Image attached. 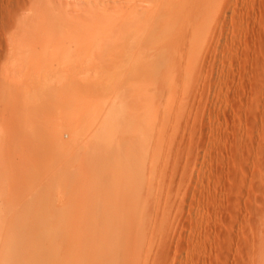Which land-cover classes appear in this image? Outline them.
Segmentation results:
<instances>
[{
  "label": "rangeland",
  "instance_id": "374dc122",
  "mask_svg": "<svg viewBox=\"0 0 264 264\" xmlns=\"http://www.w3.org/2000/svg\"><path fill=\"white\" fill-rule=\"evenodd\" d=\"M97 1L0 0V264H264V0Z\"/></svg>",
  "mask_w": 264,
  "mask_h": 264
},
{
  "label": "bare ground",
  "instance_id": "6f19581e",
  "mask_svg": "<svg viewBox=\"0 0 264 264\" xmlns=\"http://www.w3.org/2000/svg\"><path fill=\"white\" fill-rule=\"evenodd\" d=\"M200 3V0H191V1H189V2H181V1H179V2H172L171 0L170 1H165L164 3L162 2V3H159L158 4V2H157V0H144V1H137V2H139V4H137V6L134 4V6L132 7V6H130V4H127V5H125V4H122V8H124V9H122L121 10V8H119L121 11H119V9H118V7H117V12L118 13H122L123 15H122V17L124 16L125 17V19H127V18H130V20L132 19V18H134V22L136 23V24H138L139 22H141L142 23V25H143V23H148V22H150L151 24L154 22L155 24L157 23L158 25L160 24L161 25V22L163 21L164 22V25L167 23V21H166V17H167V20H168V18H169V16L170 17H172L173 15H174V13H180V14H183V15H185V13L184 12H191L192 10L194 11L195 9H196V7L198 6V2ZM77 2V1H76ZM85 2V1H84ZM88 2H91V1H87L86 3H84L85 5H84V7H83V11L84 10H86L87 9V7H89V5L90 4H92V3H88ZM96 2H99V1H97L96 0ZM95 2V3H96ZM160 2V1H159ZM61 3V2H60ZM73 4V3H72ZM96 4H98V3H96ZM96 4L95 5H92V6H94V8H95V6H96ZM203 4V3H202ZM119 5H121V4H119ZM77 6V5H76ZM117 5H115V7H116ZM123 6H127V7H123ZM67 8H69V7H67ZM110 8V7H109ZM77 9V8H76ZM90 9V8H89ZM91 11V10H90ZM112 11V10H111ZM79 12H80V10H79ZM83 13V12H82ZM112 13V12H111ZM116 13V12H115ZM77 14V13H76ZM83 14H85V13H83ZM113 15H114V13H113ZM120 15V14H119ZM172 15V16H171ZM187 15V14H186ZM70 16V15H69ZM121 17V16H120ZM124 17L122 18V19H124ZM182 17V16H181ZM51 18V17H50ZM76 18H78V16L76 17ZM89 18V17H88ZM92 18V17H91ZM103 18V17H102ZM54 19V18H53ZM72 19V18H71ZM171 18H169V20H170ZM52 20V19H51ZM72 20H74V19H72ZM95 20V19H94ZM117 20V19H116ZM120 20V19H119ZM128 20V19H127ZM76 21V20H75ZM75 21L73 22V23H75ZM113 21V20H112ZM53 22V21H52ZM62 22V21H61ZM60 22V23H61ZM65 22V21H64ZM70 22V21H69ZM133 22V23H134ZM140 23V24H141ZM154 23L152 24V25H154ZM150 24V25H151ZM157 24L155 25V26H157ZM163 24V23H162ZM168 24V23H167ZM171 24V23H170ZM170 24H169V26H170ZM72 25V24H71ZM73 25H75V24H73ZM83 25V24H82ZM149 25V26H150ZM66 26V25H65ZM95 26V25H94ZM148 26V25H147ZM155 26H153V27H155ZM61 27V26H60ZM132 27H134V26H132ZM168 27V26H167ZM51 28V27H50ZM56 28V27H55ZM65 28V27H64ZM69 28H72L71 26L69 27ZM162 28V27H161ZM83 29V28H82ZM142 29V28H141ZM151 29V28H150ZM149 29V30H150ZM59 30V29H58ZM146 30V29H145ZM144 30V31H145ZM148 30V29H147ZM153 30V29H152ZM157 30V29H156ZM156 30H155V33H156ZM158 31V30H157ZM160 31V30H159ZM86 33V32H85ZM149 33H150V31H149ZM154 33V32H153ZM152 34V33H151ZM148 35V34H147ZM153 35V34H152ZM151 35V36H152ZM141 36V35H140ZM152 39H153V37H152ZM143 40H145V38L143 39ZM149 41H147L148 43L150 42V40H151V37H150V39H148ZM155 41V40H154ZM138 42V41H137ZM143 43H145V41H143ZM151 43V42H150ZM137 45V44H136ZM142 45V44H141ZM75 46V45H74ZM143 46V45H142ZM145 46H146V44H145ZM145 46H143V48L145 47ZM89 49V48H88ZM85 51V50H84ZM79 53V52H78ZM135 59V58H134ZM142 60V59H141ZM147 60V59H146ZM140 61V60H139ZM155 61V60H154ZM152 62V61H150V62H146V63H141V69L143 68V65L145 66L146 65V68H155V67H158L159 69L160 68H164V66L166 65L165 64V62L166 61H164L163 62V60L162 61H160V62ZM143 62V61H142ZM163 62V63H162ZM135 63V62H134ZM82 64V63H81ZM143 64V65H142ZM162 64V65H161ZM84 65V64H83ZM79 66V65H78ZM167 66V65H166ZM165 66V67H166ZM113 67V66H112ZM55 68V67H54ZM69 68V67H68ZM166 68H168V67H166ZM158 69V70H159ZM143 70H144V68H143ZM146 70V69H145ZM150 70V69H149ZM167 70V69H166ZM140 72V71H139ZM147 72V71H146ZM160 72V71H159ZM159 72H157V73H159ZM99 75V74H98ZM72 76V75H71ZM70 79V78H69ZM72 79H73V77H72ZM103 91V90H102ZM51 92V91H50ZM121 92V91H120ZM94 94V93H93ZM108 95V94H107ZM115 95V94H114ZM116 95H117V93H116ZM157 100V99H156ZM97 105V104H96ZM104 107V106H103ZM113 107V106H112ZM96 109V108H95ZM94 109V110H95ZM93 121V120H92ZM84 123V122H83ZM99 123V122H98ZM92 125V124H91ZM81 126H82V124H81ZM89 126H90V124H89ZM88 128V127H87ZM90 128V127H89ZM94 129V128H93ZM95 133V132H94ZM99 133V132H98ZM99 135V134H98ZM82 137V136H81ZM92 139V138H91ZM32 140V139H31ZM74 140V139H73ZM72 140V141H73ZM77 140V139H76ZM23 141V140H22ZM90 141V140H89ZM58 142V141H57ZM66 142V141H65ZM25 143V142H24ZM26 144V143H25ZM64 144V143H63ZM65 144H67V143H65ZM29 146V145H28ZM22 147V146H21ZM24 147V146H23ZM36 149V148H35ZM101 228V227H100ZM101 231V230H100ZM79 263V262H78Z\"/></svg>",
  "mask_w": 264,
  "mask_h": 264
}]
</instances>
